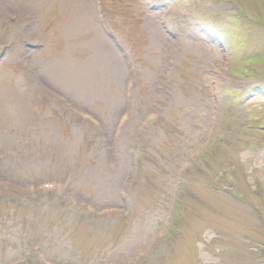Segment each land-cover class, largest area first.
I'll list each match as a JSON object with an SVG mask.
<instances>
[{
  "label": "rangeland",
  "instance_id": "1",
  "mask_svg": "<svg viewBox=\"0 0 264 264\" xmlns=\"http://www.w3.org/2000/svg\"><path fill=\"white\" fill-rule=\"evenodd\" d=\"M0 264H264V0H0Z\"/></svg>",
  "mask_w": 264,
  "mask_h": 264
}]
</instances>
